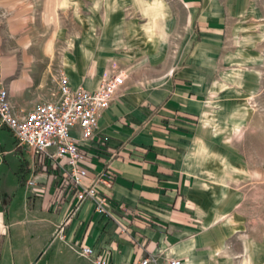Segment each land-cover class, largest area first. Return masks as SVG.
<instances>
[{
  "label": "crops",
  "instance_id": "obj_1",
  "mask_svg": "<svg viewBox=\"0 0 264 264\" xmlns=\"http://www.w3.org/2000/svg\"><path fill=\"white\" fill-rule=\"evenodd\" d=\"M152 1L156 16L150 20L139 6L145 19L133 24L127 38L116 36L111 45L100 46L84 32L78 38L80 58L66 56L73 87L97 88L111 60L125 74L123 87L99 116L97 134L80 144L89 174L85 182L105 170L113 181H97L107 196L102 212L94 198L79 204L70 181L57 190L59 176L49 179L33 168L31 153L22 166L34 191L44 196L43 242L49 243L35 264L45 258H52L49 264H98L95 257L134 264L152 254L159 255L152 264H167V257L180 258V264L226 258L219 251L235 229V217L218 202L219 185L227 166L239 174V163L217 158L222 145L215 140L221 128L240 116L246 120L247 97L263 83L264 0ZM14 10L17 17H0V87L20 111L56 83L33 53L37 44L22 42L18 2H12ZM46 18L45 13V21H52ZM48 42L46 55L52 49ZM84 246L93 247L89 256ZM21 259L17 254L12 264ZM10 261L4 247L0 264Z\"/></svg>",
  "mask_w": 264,
  "mask_h": 264
},
{
  "label": "rangeland",
  "instance_id": "obj_2",
  "mask_svg": "<svg viewBox=\"0 0 264 264\" xmlns=\"http://www.w3.org/2000/svg\"><path fill=\"white\" fill-rule=\"evenodd\" d=\"M2 2L0 17L4 19L17 17L18 13L11 9L12 2L19 3L20 25L16 27L21 28L22 42L37 44L38 49L33 53L40 55L42 63L45 61L46 77L54 79L60 69L66 72L69 67L66 56L80 58L79 35L85 32L87 36L91 35L90 40H97V45L109 46L116 36L118 40L127 38L133 24L145 19L135 0L56 3V22L45 21L48 0ZM48 41L52 42V49L46 55L43 48L47 47ZM89 49L87 47V51ZM262 52L264 55V49ZM108 64L110 72L119 70L117 61L111 60ZM85 65L91 68L94 63L88 60ZM262 82L247 97L246 120L240 116L235 125L221 128L223 133L215 140L222 145L215 155L217 158L239 163V174H231L227 166L224 180L219 185L223 193L218 202L230 211L228 217H235L231 219V222L235 219L232 223L235 229H230L233 232L228 234L219 251L226 258L218 264H264V79ZM42 90L47 89L43 87ZM0 151V212L3 213L0 252L6 248L10 264L17 254L22 258L21 264H28L32 259L35 264L49 243L43 242L47 238L46 211L42 210L44 196L34 191L35 183L32 187L26 179L29 171H24L22 166L30 161L31 151L17 146L16 136L5 125L0 128ZM214 153L212 151L211 158L215 157ZM30 255L35 257L31 259ZM51 260L45 258L41 264H49Z\"/></svg>",
  "mask_w": 264,
  "mask_h": 264
},
{
  "label": "built area",
  "instance_id": "obj_3",
  "mask_svg": "<svg viewBox=\"0 0 264 264\" xmlns=\"http://www.w3.org/2000/svg\"><path fill=\"white\" fill-rule=\"evenodd\" d=\"M125 74L116 70L104 75L97 88L77 86L69 82L67 72L58 71L55 88L42 97L30 109L18 111L12 104L8 89L0 87V126H7L16 136L18 146L32 153L33 168L48 173L49 179L59 176L57 190L68 181L75 184L74 194L78 203L89 197L96 200L99 210L105 211L107 196L97 189V181L111 183L112 173L103 171L86 183L88 170L82 160V141L91 140L97 134L99 116L111 104V100L123 87ZM31 183H34L30 181ZM92 246L82 247L89 256ZM159 255L136 258L134 264H152ZM167 264H180V258H166ZM98 264H107V258L95 257Z\"/></svg>",
  "mask_w": 264,
  "mask_h": 264
},
{
  "label": "bare ground",
  "instance_id": "obj_4",
  "mask_svg": "<svg viewBox=\"0 0 264 264\" xmlns=\"http://www.w3.org/2000/svg\"><path fill=\"white\" fill-rule=\"evenodd\" d=\"M67 0H48V5L46 7V17L48 19L54 20L56 22V11H55V4L59 3L64 5ZM137 5L143 9L144 13H148L150 16V20L156 16L157 12L155 11L156 3L155 1L149 0H135ZM46 18V19H47ZM161 29V28H160ZM67 61V60H66ZM172 67V66H170ZM169 73V72H168ZM171 73V72H170ZM3 229V213L0 212V230Z\"/></svg>",
  "mask_w": 264,
  "mask_h": 264
}]
</instances>
